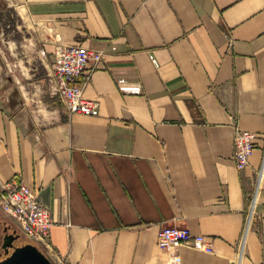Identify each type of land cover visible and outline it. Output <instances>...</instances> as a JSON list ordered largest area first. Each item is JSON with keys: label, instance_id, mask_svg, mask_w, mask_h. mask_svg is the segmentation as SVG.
<instances>
[{"label": "crops", "instance_id": "obj_1", "mask_svg": "<svg viewBox=\"0 0 264 264\" xmlns=\"http://www.w3.org/2000/svg\"><path fill=\"white\" fill-rule=\"evenodd\" d=\"M13 15L49 75L58 44L104 53L82 92L98 114L40 126L0 52V181L49 210L55 264H264V0H0ZM236 127L255 134L242 170ZM166 225L213 253L162 250ZM14 230L0 210V259Z\"/></svg>", "mask_w": 264, "mask_h": 264}, {"label": "built area", "instance_id": "obj_2", "mask_svg": "<svg viewBox=\"0 0 264 264\" xmlns=\"http://www.w3.org/2000/svg\"><path fill=\"white\" fill-rule=\"evenodd\" d=\"M102 50L79 45L58 44L55 46L53 68L49 82L52 93L59 96L69 113L98 114V101L83 97V87L90 78V70L103 58ZM255 134L235 128L233 134V161L237 170H242L254 149ZM261 170L257 173L260 176ZM256 206V190L249 200L248 223ZM0 210L13 219L22 234L47 251L48 235L53 224L51 214L38 200L37 194L26 184L17 180L0 181ZM157 244L162 249L176 250L181 246L213 253L212 242L201 234H192L186 226H161ZM42 246V247H41Z\"/></svg>", "mask_w": 264, "mask_h": 264}, {"label": "rangeland", "instance_id": "obj_3", "mask_svg": "<svg viewBox=\"0 0 264 264\" xmlns=\"http://www.w3.org/2000/svg\"><path fill=\"white\" fill-rule=\"evenodd\" d=\"M10 18L9 22L0 23V52L3 54L8 66H11L14 70L13 72L17 73L20 70L23 76L30 100V117L40 126L52 124L54 118L51 112L64 104L59 96L51 91L50 75L47 74V71L35 57L36 53L30 42L31 35L27 33L25 27L20 25V22H14L15 15ZM25 243H32L42 252L45 251L44 248H40V245L28 240L24 235L19 234V237L14 241L15 245Z\"/></svg>", "mask_w": 264, "mask_h": 264}, {"label": "water", "instance_id": "obj_4", "mask_svg": "<svg viewBox=\"0 0 264 264\" xmlns=\"http://www.w3.org/2000/svg\"><path fill=\"white\" fill-rule=\"evenodd\" d=\"M18 237L19 234L15 233V230L4 235L2 243L4 257L0 259V264H54L44 252L32 243L15 245L14 241Z\"/></svg>", "mask_w": 264, "mask_h": 264}, {"label": "bare ground", "instance_id": "obj_5", "mask_svg": "<svg viewBox=\"0 0 264 264\" xmlns=\"http://www.w3.org/2000/svg\"><path fill=\"white\" fill-rule=\"evenodd\" d=\"M25 237V236H24ZM39 245V244H38Z\"/></svg>", "mask_w": 264, "mask_h": 264}]
</instances>
